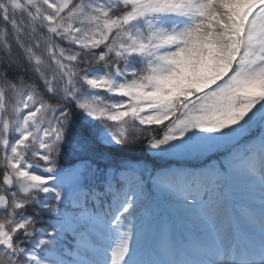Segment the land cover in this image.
Returning <instances> with one entry per match:
<instances>
[{"label":"snow or ice","instance_id":"1","mask_svg":"<svg viewBox=\"0 0 264 264\" xmlns=\"http://www.w3.org/2000/svg\"><path fill=\"white\" fill-rule=\"evenodd\" d=\"M0 264H264V0H0Z\"/></svg>","mask_w":264,"mask_h":264}]
</instances>
